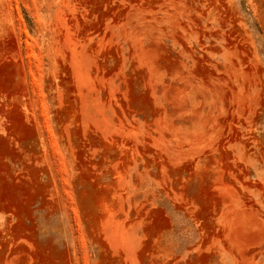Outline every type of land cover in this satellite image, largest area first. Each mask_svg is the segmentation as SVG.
<instances>
[{
	"label": "rangeland",
	"instance_id": "1",
	"mask_svg": "<svg viewBox=\"0 0 264 264\" xmlns=\"http://www.w3.org/2000/svg\"><path fill=\"white\" fill-rule=\"evenodd\" d=\"M0 264H264V0H0Z\"/></svg>",
	"mask_w": 264,
	"mask_h": 264
}]
</instances>
